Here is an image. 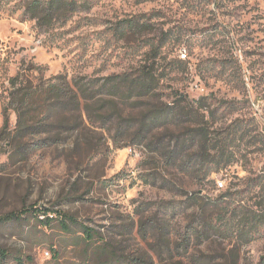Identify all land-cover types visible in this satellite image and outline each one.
Segmentation results:
<instances>
[{
    "label": "rangeland",
    "instance_id": "1",
    "mask_svg": "<svg viewBox=\"0 0 264 264\" xmlns=\"http://www.w3.org/2000/svg\"><path fill=\"white\" fill-rule=\"evenodd\" d=\"M19 1L0 0V94L11 77L30 66L41 67L44 78L130 72L148 51L145 40L166 35L170 42L162 49L160 65L167 76L159 92L170 97L163 101L170 103L175 92L191 101L211 96L225 116L216 127L228 132L240 128L243 134L233 146L236 163L202 184L183 179L184 191L214 198L227 188L246 189L258 179L254 193L258 201L264 197V0H80L86 8L49 32L23 16ZM133 19L150 23L153 32L122 41L113 35V25ZM179 37L181 43L174 46ZM181 54L186 58L178 63ZM10 123L14 127V115ZM84 127L77 146L76 134L67 135L66 142L34 151L23 161L9 158L12 151L6 152L0 142V217L28 210L19 223L0 224V247L10 256H21L26 264L96 262L92 254L87 260L83 246H73L72 236L57 222L49 228L37 223L34 209H47L72 216L130 258L142 255L152 264H232L235 257L237 264H264V226L246 245H237L228 234L226 239L213 237L183 257L153 252L149 245L154 240H142L138 226L131 224L136 212L149 204L142 220L158 213L163 223L168 221L170 239L176 242L174 234L184 230L190 214L178 211L184 198L132 184L142 171L144 155L114 147L105 130L88 123ZM89 139L94 141L91 146ZM252 195L242 203H252ZM165 202H172L176 214H165ZM6 264L15 263L9 258Z\"/></svg>",
    "mask_w": 264,
    "mask_h": 264
},
{
    "label": "trees",
    "instance_id": "2",
    "mask_svg": "<svg viewBox=\"0 0 264 264\" xmlns=\"http://www.w3.org/2000/svg\"><path fill=\"white\" fill-rule=\"evenodd\" d=\"M19 2L23 16L43 32L51 31L57 24L64 25L86 8L80 0ZM111 29L121 41L130 35L153 32L150 23L139 19L120 21ZM169 42L166 35L156 40L146 39L143 47L148 51L140 65L126 73L75 78L59 74L44 78L41 67L31 66L16 73L0 94V142L5 144L6 152L12 151L9 158L17 156L23 161L34 151L66 142L67 135L76 134L73 144L77 146L86 131L85 124H91L109 133L114 147L138 150L144 155L142 171L133 177L132 184L150 186L184 198L178 211L184 214L189 210L190 214L184 230L174 234L176 242L170 239L168 221L163 223L158 213L142 220V215L150 211L149 204L136 212L137 220L131 224L138 226L142 240L147 237L154 240L149 245L153 252L183 257L213 237L226 239L228 234L235 238L237 245H246L264 226V197L258 201V193H254L258 179L252 180V185L246 189L227 188L214 198L199 192L189 194L183 189L185 178L202 184L210 181L213 174L236 163L237 153L233 146L235 141L243 139V134L240 128L228 132L216 127L225 116L221 112L223 106L212 103L211 96L191 101L183 93L175 92L170 103L163 101L167 95L159 92V86L167 73L160 64L162 49ZM179 43L180 37L175 39L174 46ZM177 62L183 61L179 58ZM11 115L15 116L14 127L10 123ZM86 141L89 146L94 142ZM251 194L248 200H255L242 203ZM162 209L165 214L167 211L176 214L172 202L163 203ZM34 210L39 214L37 223L41 227L49 228L57 222L64 234L72 236L74 247L83 246L88 261L90 254L97 257L94 264H152L142 255L130 258L123 249L107 242L100 232L72 216L47 209ZM27 211L8 213L0 217V224L19 223ZM52 214L55 219L51 218ZM126 233L131 234L130 231ZM9 258L15 264H26L21 256L12 257L0 247V264H6ZM231 261L237 264L238 258Z\"/></svg>",
    "mask_w": 264,
    "mask_h": 264
},
{
    "label": "built area",
    "instance_id": "3",
    "mask_svg": "<svg viewBox=\"0 0 264 264\" xmlns=\"http://www.w3.org/2000/svg\"><path fill=\"white\" fill-rule=\"evenodd\" d=\"M180 58L181 60H184L186 58L185 54H181ZM217 184H218V187H221L220 183H217Z\"/></svg>",
    "mask_w": 264,
    "mask_h": 264
}]
</instances>
